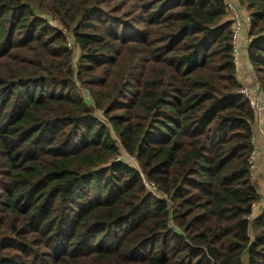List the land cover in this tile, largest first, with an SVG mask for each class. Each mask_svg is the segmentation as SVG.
<instances>
[{"label": "trees", "instance_id": "obj_1", "mask_svg": "<svg viewBox=\"0 0 264 264\" xmlns=\"http://www.w3.org/2000/svg\"><path fill=\"white\" fill-rule=\"evenodd\" d=\"M109 1L0 0V264H240L247 247L248 264H264V207L248 218L264 204L248 165L255 114L225 1L141 0L147 41L169 71L132 100L101 71L115 42L100 11ZM259 1L247 56L264 94ZM48 18L72 30L77 70ZM90 97L141 170L117 160ZM140 112L150 122L134 133ZM252 225L262 235L251 242Z\"/></svg>", "mask_w": 264, "mask_h": 264}, {"label": "rangeland", "instance_id": "obj_2", "mask_svg": "<svg viewBox=\"0 0 264 264\" xmlns=\"http://www.w3.org/2000/svg\"><path fill=\"white\" fill-rule=\"evenodd\" d=\"M234 1L243 8L242 10L244 12L251 13L249 9L250 0ZM143 3L144 2L141 0H110L108 3L103 4L100 8V11L103 12L104 17H109L115 23L113 26V28L115 27V36L113 37L115 42L109 41V43H111L112 45L111 51H113V53L107 54L108 59H110L109 62L112 63L107 65L106 68L101 71L113 74L116 77L114 83H117L121 79L122 88L130 86L129 91H126L125 89L123 90L124 95H126L127 99L130 100L135 99L139 95L144 85L147 86L152 82L158 85L161 81L160 77L167 74L169 71L166 67L158 64V47L152 45L147 41V28L141 23L143 15ZM260 6L261 2L257 0L255 10ZM48 20L53 27L60 29L65 33V42L67 47L74 54L73 64L75 69L77 70L82 52L73 37L72 30H69L67 28L64 29L59 22L54 21L51 18H48ZM101 25L102 23L100 21L96 22V29H99ZM86 31L89 32L90 30ZM247 32H249V28ZM125 84L126 87L124 86ZM78 87L81 93H87L85 92L86 90L80 85V83H78ZM252 89L258 97L260 106L263 107V94L260 87L255 85L252 86ZM127 99H124L123 101L127 102ZM88 102L91 103V106L93 108L95 107V102L91 97L88 99ZM94 110L96 115L102 118V120L111 129L113 138L120 147V155L117 160L122 159L125 163L135 167L138 170H141V166L136 157L130 156L125 153L119 142L117 132L113 131L112 126L109 124V122L106 121V118L103 115V111L101 109L97 110L95 108ZM122 113L124 112H116L115 115ZM149 122L150 118L146 114H143V112L134 115L132 120L133 132L135 133L136 129L142 125H148ZM155 125H157V123ZM260 177L264 181V172L260 173ZM148 190L161 198H166V195L162 191H157V189ZM263 207V201H259L255 204L253 213L248 217L253 225L255 219L263 214ZM253 225L250 231L251 242L256 238L255 234L262 235V232L260 230L257 231L256 228L253 227ZM248 248L249 247H247L244 250L243 254L240 256V264H248V256L245 255ZM257 251L259 255H261V253L264 254V244L257 247ZM258 258L264 260L262 256H258Z\"/></svg>", "mask_w": 264, "mask_h": 264}, {"label": "built area", "instance_id": "obj_3", "mask_svg": "<svg viewBox=\"0 0 264 264\" xmlns=\"http://www.w3.org/2000/svg\"><path fill=\"white\" fill-rule=\"evenodd\" d=\"M225 6L229 15V18L232 21V31H233V59L236 64L240 60L241 47L244 43L250 42L248 37V28L251 26V15L247 12H244L242 8L234 0H224ZM240 93L248 100L249 105L252 111L255 114V117L260 115L264 111V106L261 107L258 101V97L252 88L242 87ZM252 149L250 151L248 165L250 173L253 177H257L259 173V161L262 156V149L259 146L254 134L251 138ZM148 189H156V186L151 182H145Z\"/></svg>", "mask_w": 264, "mask_h": 264}, {"label": "crops", "instance_id": "obj_4", "mask_svg": "<svg viewBox=\"0 0 264 264\" xmlns=\"http://www.w3.org/2000/svg\"><path fill=\"white\" fill-rule=\"evenodd\" d=\"M244 43L241 47L240 52V60L239 63L236 64V76L238 81L244 87L252 88L255 86V82L257 81V76L253 69V66L250 64L247 56V45ZM262 92V91H261ZM263 94V93H262ZM262 100L264 102V94L262 96ZM253 134L261 147L263 153L259 161V173L258 176L255 178L256 183H258L259 192L263 193L264 191V181L260 177V173L264 172V112L261 115L255 117L254 125H253Z\"/></svg>", "mask_w": 264, "mask_h": 264}]
</instances>
